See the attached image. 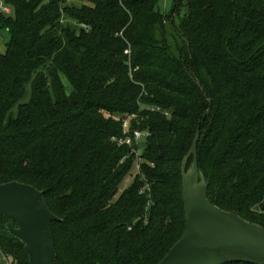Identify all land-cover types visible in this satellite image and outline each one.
I'll return each instance as SVG.
<instances>
[{"label": "trees", "instance_id": "obj_1", "mask_svg": "<svg viewBox=\"0 0 264 264\" xmlns=\"http://www.w3.org/2000/svg\"><path fill=\"white\" fill-rule=\"evenodd\" d=\"M160 1L0 0V184L43 193L54 264H158L197 127L208 201L264 229V0ZM8 221L2 260L29 264Z\"/></svg>", "mask_w": 264, "mask_h": 264}, {"label": "water", "instance_id": "obj_2", "mask_svg": "<svg viewBox=\"0 0 264 264\" xmlns=\"http://www.w3.org/2000/svg\"><path fill=\"white\" fill-rule=\"evenodd\" d=\"M198 140L199 127L180 167L185 229L158 264H264V229L208 201V185L197 166ZM1 216L9 218L4 228L23 245L29 264H54L52 223L59 220L42 192L17 182L0 184Z\"/></svg>", "mask_w": 264, "mask_h": 264}, {"label": "rangeland", "instance_id": "obj_3", "mask_svg": "<svg viewBox=\"0 0 264 264\" xmlns=\"http://www.w3.org/2000/svg\"><path fill=\"white\" fill-rule=\"evenodd\" d=\"M176 2H177V0H161L159 2L158 7H159L160 11L167 12V11H170L172 9V7L176 4ZM186 10L187 9L185 8V3L183 1V5H182V7L179 10V14H180L181 17L186 13ZM175 23H177V19H175ZM9 38H10V36H9V34L6 31L0 30V54H4L6 52V44L8 43ZM129 54H130V51L128 50V54H126V55H129ZM62 82L64 84V88H65L66 94L69 95L71 93V91H72L70 84L63 77H62ZM129 128L130 127H129L128 123H127V129L129 130ZM138 144H140V149H142L143 148V144H144V140L143 139L139 140ZM188 154L184 157V159L188 156ZM140 163L141 162L139 161L134 166V168L132 169L131 173L124 179V181L121 184L120 191L123 190L124 188H126L130 184V182L132 181L134 176L138 173L139 164ZM190 166L191 165L187 166V163H186L185 171ZM255 210L259 211L260 209L258 207H256ZM0 264H4V260L1 259Z\"/></svg>", "mask_w": 264, "mask_h": 264}, {"label": "built area", "instance_id": "obj_4", "mask_svg": "<svg viewBox=\"0 0 264 264\" xmlns=\"http://www.w3.org/2000/svg\"><path fill=\"white\" fill-rule=\"evenodd\" d=\"M0 10H2L4 13H7V14L10 12L9 8L5 7L2 4V2H0ZM123 130H124V135H126V136H125V138L119 140V144L131 146L134 142H137L142 137V134L139 132H132L131 133L132 137H130L129 133H128L129 130L127 129V122H124ZM1 259H3V256H2L1 251H0V260Z\"/></svg>", "mask_w": 264, "mask_h": 264}]
</instances>
